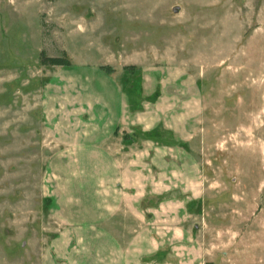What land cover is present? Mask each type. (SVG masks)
Wrapping results in <instances>:
<instances>
[{"label": "rangeland", "instance_id": "rangeland-1", "mask_svg": "<svg viewBox=\"0 0 264 264\" xmlns=\"http://www.w3.org/2000/svg\"><path fill=\"white\" fill-rule=\"evenodd\" d=\"M43 57L108 66L135 91L143 77L148 111L151 93L194 86L198 123L176 141L199 181L184 228L199 251L192 261L264 264V0H0V264H38L57 230L41 92L67 66ZM175 68L194 83L175 81ZM150 247L147 264L172 260L173 243Z\"/></svg>", "mask_w": 264, "mask_h": 264}, {"label": "crops", "instance_id": "crops-1", "mask_svg": "<svg viewBox=\"0 0 264 264\" xmlns=\"http://www.w3.org/2000/svg\"><path fill=\"white\" fill-rule=\"evenodd\" d=\"M173 71L175 81L194 83ZM141 78L139 94L102 68L67 66L47 78L42 116L56 148L45 160V201L57 230L38 264H147L155 240L174 244L161 264H195L199 251L184 228L199 181L196 161L177 142L198 123L199 94L192 85L155 91L148 111ZM169 134L172 142L163 140Z\"/></svg>", "mask_w": 264, "mask_h": 264}, {"label": "trees", "instance_id": "trees-1", "mask_svg": "<svg viewBox=\"0 0 264 264\" xmlns=\"http://www.w3.org/2000/svg\"><path fill=\"white\" fill-rule=\"evenodd\" d=\"M41 63L43 65H57V66H70V61L66 58L62 57H43L41 59ZM127 66H124L126 68ZM101 68L105 69L107 72H110V68L108 66H101Z\"/></svg>", "mask_w": 264, "mask_h": 264}]
</instances>
